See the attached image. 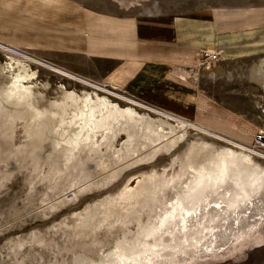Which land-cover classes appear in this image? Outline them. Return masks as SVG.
Here are the masks:
<instances>
[{
	"label": "rangeland",
	"instance_id": "1",
	"mask_svg": "<svg viewBox=\"0 0 264 264\" xmlns=\"http://www.w3.org/2000/svg\"><path fill=\"white\" fill-rule=\"evenodd\" d=\"M61 3L68 8L150 21L172 17L185 20L202 9L225 13L264 10V0H63ZM260 15L259 22H244L241 29L255 28L260 31L259 36H264V13ZM1 45L18 46L17 51L38 59L32 61L31 68L37 71V104L42 109L62 101L66 87L79 93L86 90L108 95L123 106L132 105L142 113L167 118L175 124L183 118L191 122L184 114L110 80L113 64L108 61L92 60L63 48L16 44L1 36L0 71L4 72H0V87L10 86L9 69H4L10 56H20ZM263 59V50L250 51L220 58L206 67L202 57L195 74L186 75L190 88L185 91L190 95L182 98L194 97L197 110L217 117V128L210 132L187 124L183 127L184 137L177 144L161 150L139 144L133 163L118 167L104 156L103 165L77 189H65L71 178L47 164V157L53 152L52 143L45 142L42 158L36 163L30 153L36 140L32 127L19 122L9 134L8 130L2 132L0 126V264H264V197L257 201L250 198L238 208L223 196H217L198 214L194 208L188 209L183 199V192L189 189V182L197 172L206 173L202 166L208 165L211 155L226 148L249 154L253 166L264 170V148L256 142L258 132L264 130V79L255 76ZM58 69L91 79L103 89ZM167 113L170 115L166 116ZM127 139V134L120 132L115 138L116 149L123 148ZM157 177L159 181L154 188L150 181ZM141 181L149 185L150 192L128 214L118 210L107 221L103 216L89 219V213L98 205L118 196L127 185L137 187ZM223 189L228 192L226 187Z\"/></svg>",
	"mask_w": 264,
	"mask_h": 264
},
{
	"label": "bare ground",
	"instance_id": "2",
	"mask_svg": "<svg viewBox=\"0 0 264 264\" xmlns=\"http://www.w3.org/2000/svg\"><path fill=\"white\" fill-rule=\"evenodd\" d=\"M28 1L33 2L34 0ZM61 2L60 0L51 1L52 6L62 9L63 5ZM250 13L252 17L259 20L260 13H264V10L255 11L254 9ZM89 15L92 14L89 13ZM4 33L8 35L6 36ZM79 35L81 34L69 32L30 18L19 16L18 20H12L11 17L0 14V36L16 44L44 43L46 39L54 36L62 42H76L82 38ZM1 46L6 50H10L11 53L21 56L15 57L10 54V61L7 62V67L4 68L9 69L11 80L9 82L10 86L0 87L1 130L2 132L8 130V133L9 130L14 132L19 122H26L32 127L36 140L30 153L36 163L42 158L41 154L44 152L45 142L52 143L53 152H49L47 164L50 165V168H57L61 174H66L68 178H71L65 189H77L82 183L84 184V181L93 175L91 173L102 164L104 156H107L110 162L118 167L124 163L128 164L137 155L139 144L143 143L144 146H151L154 150L177 144L183 139L185 125L187 124L201 130L206 129V131H209L210 129V132L217 128V125L212 121H198L194 117L192 110L188 108L180 112L187 116L191 122L188 123L183 118L178 120L179 124L176 123V125L167 118H156L142 113L132 105L123 106L119 102L112 100L108 95L86 90L83 93H79L76 90H68L66 87L63 90L64 99L62 101L54 102L50 108L42 109L37 104L38 91L35 88L37 71L31 68L32 61L36 62L38 59L17 51L16 48L18 46L16 48L15 46L13 48L5 45ZM57 71L98 89H103L99 83L93 80L70 74L62 69ZM255 76L264 79V59L258 65ZM118 96L124 97L120 94ZM127 100L131 103L142 105V103L130 98H127ZM167 114L166 116L170 115L169 113ZM178 127L185 128L179 130ZM120 132L127 134L128 139L124 147L118 150L115 146V138ZM214 135L219 136V138H225L218 133ZM0 139L2 140V138ZM6 141L8 142L7 139ZM11 145L14 144L12 143ZM15 149L16 146L13 150ZM83 153H85L86 158ZM130 163L133 162L131 161ZM253 164L249 154L236 152L230 148L213 153L208 165L202 164L206 173L197 172V176L190 177L192 179H189V189L185 193L183 192L184 204H186L188 209L194 208L197 213L205 210L210 200L217 196H223L231 205L238 206V208L243 207L245 205L244 202L250 198L253 201L259 200L264 197V170L253 166ZM158 181V177L152 179L150 186L156 188ZM224 187L228 189V192H225ZM148 189L149 185L144 181H141L137 187H134V184L133 186L127 185L118 196L109 197L103 204L98 205L90 212L89 219L103 216V219L106 220L118 210H123L128 214L130 210L145 199V196L150 192V189ZM211 190H216L217 192L212 193ZM63 197L64 195L61 198ZM254 203L257 204L258 202ZM218 214L219 212L214 214V216ZM100 218L102 219V217ZM106 221L102 222L100 220L99 222L105 223ZM89 225L92 226L90 223Z\"/></svg>",
	"mask_w": 264,
	"mask_h": 264
},
{
	"label": "crops",
	"instance_id": "3",
	"mask_svg": "<svg viewBox=\"0 0 264 264\" xmlns=\"http://www.w3.org/2000/svg\"><path fill=\"white\" fill-rule=\"evenodd\" d=\"M46 1L0 0V14L12 20L22 16L81 34L82 38L76 42H62L55 36L44 43L26 42L63 48L99 62L108 61L113 64L110 80L162 106L177 109L180 114L186 108L191 109L198 121L219 122L211 112L197 110L194 97L182 98L190 95L185 91L190 88L186 75L189 72L194 75L202 64L201 48L218 49L222 60L264 51L260 31L255 28L244 31L240 27L244 22L260 21L248 11L225 13L202 9L185 20L172 17L150 21L64 5L61 9L52 6V0Z\"/></svg>",
	"mask_w": 264,
	"mask_h": 264
},
{
	"label": "built area",
	"instance_id": "4",
	"mask_svg": "<svg viewBox=\"0 0 264 264\" xmlns=\"http://www.w3.org/2000/svg\"><path fill=\"white\" fill-rule=\"evenodd\" d=\"M203 55V63L205 66L214 65L221 58V52L217 49L209 50L208 48H203L201 51ZM258 138L256 139L257 144H260L264 148V130L258 132Z\"/></svg>",
	"mask_w": 264,
	"mask_h": 264
}]
</instances>
